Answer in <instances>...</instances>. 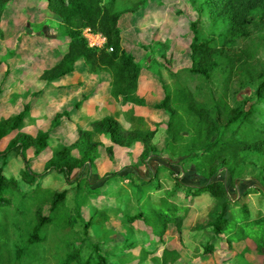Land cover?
<instances>
[{
  "label": "trees",
  "instance_id": "obj_1",
  "mask_svg": "<svg viewBox=\"0 0 264 264\" xmlns=\"http://www.w3.org/2000/svg\"><path fill=\"white\" fill-rule=\"evenodd\" d=\"M13 1L0 0V38L5 37L2 20ZM44 1L58 16L68 41L59 60L45 68L40 79L55 81L71 74L83 60L90 73L104 72L110 76L114 99L131 102L139 89L141 65L123 45L120 20L123 14L136 12L151 0ZM191 3L198 19L191 24L192 67L187 74L204 79L210 90L204 95L200 84L193 86L185 80L167 92L155 108L169 112L167 129L174 144H180L184 132L192 134L188 151L199 154L210 176L220 168L233 174L235 166L249 157L257 158L262 160L258 181L264 187V0H191ZM86 28L106 37L105 46H90L83 36ZM246 89L251 90L250 96L237 104L239 93ZM3 92L2 82L0 105ZM29 109L27 105L18 114L0 120V144L13 136L6 150H0V264H109L103 243H94L86 254L81 244L91 229L100 230L108 221L105 209L96 211L88 220L79 213L73 214L67 204L68 191L60 192L37 183L42 176L31 171L27 159L21 179L33 187L31 191H23L18 179L4 173L10 152L22 153L33 147L35 154L40 155L48 146L49 132L42 131L33 137L20 131ZM69 115L70 112L58 113L53 127ZM94 133L109 136L113 145L106 150L111 158L114 145L129 147L142 142L144 162L150 156V144L155 136L154 130L126 129L115 117L105 116L92 124V130H80L75 143L56 151L46 168L62 173L71 182L76 170L88 163L94 165L98 158L100 143L93 139ZM74 150H78V155H74ZM176 185L158 196L157 201L153 200L152 192L142 193L137 212L127 219L131 225L136 221L151 224L152 233L159 237L155 241L157 249H143L139 262L149 258L161 260L162 264L179 261L177 247H167L159 255L158 251L165 245L163 236L169 226L182 234L183 210L189 209L195 198L206 192L218 200L219 210L209 221L210 239L200 256L214 258L217 239L228 243L230 248L235 242H244V254L257 252L264 256V216L251 219L247 205L229 198L224 182L216 180L204 187H193L177 180ZM180 191L183 204L178 200ZM79 220L83 222V236L77 228ZM134 246L135 243L128 242L122 248ZM113 253L108 251L109 256L118 257Z\"/></svg>",
  "mask_w": 264,
  "mask_h": 264
},
{
  "label": "rangeland",
  "instance_id": "obj_2",
  "mask_svg": "<svg viewBox=\"0 0 264 264\" xmlns=\"http://www.w3.org/2000/svg\"><path fill=\"white\" fill-rule=\"evenodd\" d=\"M197 19L198 13L191 0H151L136 12L122 15L123 45L141 65L139 95L143 97L135 96L130 103L143 107V114L148 120H142L140 127L155 131L150 156L145 162L142 160L143 143L117 148L113 159L102 147L103 154L99 152L95 168L88 163L76 170L70 178L71 182H67L62 173L46 168L48 160L61 145L58 138L61 135L53 127L57 115L55 108L51 111L39 102L43 90L35 81L38 79L36 73L59 60L67 48L68 38L58 16L47 8L44 0H14L3 17L5 37L0 38V60L3 61L0 82L3 76L4 92L1 95L0 120L14 116L30 105L31 116H39L24 121L20 131L33 137L42 131L49 132L52 139L51 142L48 139L50 144L40 155L35 154L33 147L22 153L10 152L4 173L18 179L23 191H31L33 187L21 179L24 160L27 159L31 171L42 176L37 183L60 192L68 191L67 204L73 214L79 213L82 219L88 220L96 211L105 209L108 221L100 230L91 229L81 243L85 254L93 249L94 243H103L102 249L108 255L109 264H162L161 260L151 258L139 262L143 249H157L155 243L159 237L152 233L151 224L136 221L131 225L127 219L137 212L142 193L152 192L153 200L157 201L158 196L176 188L177 180L193 187L222 181L231 200L239 199L241 205H247L251 219L264 216V187L258 181L261 159L249 157L235 166L233 174L226 168H220L210 176L199 154L188 151L192 134L184 132L180 144H174L167 129L169 112L155 108L167 92H172L185 80L193 86L200 84L204 95H208V83L187 74L192 67L191 24ZM82 63L85 62L82 60L77 64ZM94 74L100 75L102 86L110 81L107 73ZM250 94V89L241 91L236 103L240 104ZM12 137L1 141V151L6 150ZM56 138L60 139L59 142ZM149 181L152 183L147 184ZM178 195L179 202L183 204L182 191ZM217 203L218 200L209 192L196 197L190 208L183 210L182 234L179 235L176 227L169 226L159 255L167 247H177L181 258L176 264H262V254L242 252L244 242H235L230 248L222 239L214 241L218 249L214 258L200 256L210 239L208 225L219 210ZM82 223L79 220L77 228L82 232L79 235L83 236ZM51 234L54 235V231ZM79 238L76 237L77 240ZM52 240L55 241V238ZM128 242L135 243V246L122 248ZM108 251H113V255L118 257L110 255L111 258Z\"/></svg>",
  "mask_w": 264,
  "mask_h": 264
},
{
  "label": "crops",
  "instance_id": "obj_3",
  "mask_svg": "<svg viewBox=\"0 0 264 264\" xmlns=\"http://www.w3.org/2000/svg\"><path fill=\"white\" fill-rule=\"evenodd\" d=\"M79 64L76 65L75 70L71 74L63 76L55 81L41 80L40 74L43 70L40 73H36L38 79L35 82H38L37 84H39L40 89L43 90L39 102H43L44 108L50 109L51 111L52 108H55V114L70 112V115L68 117H63L60 125L56 127V132H60L61 135L58 137L61 139H59L61 145L58 146L54 153L63 145L75 143L79 137L80 130H92V124L105 116L115 117L126 129L143 128L140 127V125H142L141 121L148 120L143 114V107L141 105H134L130 102H118L112 97L110 86L111 79L107 81L105 86H102L100 75L90 73L85 63H82V65ZM51 66H46L45 68ZM3 78L2 76L1 81L4 84ZM2 82H0V84ZM139 91L138 89L136 98L139 96L141 99L143 96L141 97V95H139ZM29 113L30 109L24 121H27L28 118L33 119L39 116H31V113ZM49 139H51V136H49ZM93 139L100 143L98 154H103L101 150L102 147L107 153V147L113 145L111 139L106 134L94 133ZM59 140L57 141L59 142ZM51 141L52 139L50 142ZM140 143L142 144V142H136L131 147L137 146ZM49 144L50 143H48V145ZM123 147L124 146L114 145V156L117 148ZM74 155H78V150H74ZM107 155L109 156L108 153ZM109 158L111 157L109 156ZM96 160L94 162V168L96 166Z\"/></svg>",
  "mask_w": 264,
  "mask_h": 264
},
{
  "label": "built area",
  "instance_id": "obj_4",
  "mask_svg": "<svg viewBox=\"0 0 264 264\" xmlns=\"http://www.w3.org/2000/svg\"><path fill=\"white\" fill-rule=\"evenodd\" d=\"M83 36L87 39L88 43L92 47L102 48L106 44V37L100 33H96L90 28H86L83 31ZM113 49L110 48V51Z\"/></svg>",
  "mask_w": 264,
  "mask_h": 264
}]
</instances>
